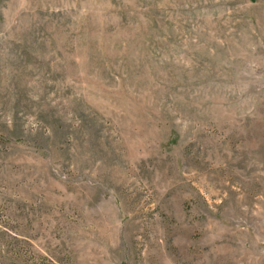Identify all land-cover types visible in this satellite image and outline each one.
<instances>
[{
  "label": "rangeland",
  "instance_id": "1",
  "mask_svg": "<svg viewBox=\"0 0 264 264\" xmlns=\"http://www.w3.org/2000/svg\"><path fill=\"white\" fill-rule=\"evenodd\" d=\"M0 264H264V0H0Z\"/></svg>",
  "mask_w": 264,
  "mask_h": 264
}]
</instances>
